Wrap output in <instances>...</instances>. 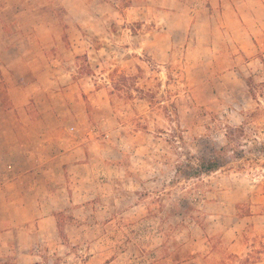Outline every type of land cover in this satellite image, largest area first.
<instances>
[{
    "label": "rangeland",
    "instance_id": "374dc122",
    "mask_svg": "<svg viewBox=\"0 0 264 264\" xmlns=\"http://www.w3.org/2000/svg\"><path fill=\"white\" fill-rule=\"evenodd\" d=\"M66 1L0 0L1 94L43 67L45 94L16 95L85 164L46 199L52 223L7 225L0 260L264 264V9L196 24L152 0ZM222 147L220 169L178 173Z\"/></svg>",
    "mask_w": 264,
    "mask_h": 264
},
{
    "label": "crops",
    "instance_id": "0c3cea01",
    "mask_svg": "<svg viewBox=\"0 0 264 264\" xmlns=\"http://www.w3.org/2000/svg\"><path fill=\"white\" fill-rule=\"evenodd\" d=\"M152 1L154 6L180 10L175 14H181L182 23L198 24L201 18L203 24H237L246 10L264 9V0ZM66 6L69 7L68 0ZM216 8L223 9L221 16L214 15ZM48 35L41 38L52 40L53 37ZM7 67L16 73L14 64ZM2 68L5 66H0V71L4 72ZM29 68V72L38 74L35 82L9 81L8 99L1 94L0 84V233L7 231L8 224H20L22 221L28 223L35 220L39 225L52 223L54 216L47 210L46 199L62 193L67 178L78 182L82 165H85L78 163L76 157L81 145L70 146L74 137L66 134L52 137L48 130L35 125L26 107L33 95H21L23 101L17 97L16 84L25 85L22 86L25 90L23 94L35 86L39 88V95L45 94L47 84L43 79L46 75L41 73L43 67L31 65ZM47 81L58 83L50 77ZM41 111L44 118L50 117L49 111Z\"/></svg>",
    "mask_w": 264,
    "mask_h": 264
},
{
    "label": "trees",
    "instance_id": "16d2710c",
    "mask_svg": "<svg viewBox=\"0 0 264 264\" xmlns=\"http://www.w3.org/2000/svg\"><path fill=\"white\" fill-rule=\"evenodd\" d=\"M143 91V90H141ZM182 138V137H181ZM234 142V140H233ZM232 144V142H231ZM228 149L226 147H222L217 153L216 156L209 159H197L194 155H190L187 157L183 163H181L177 167L178 173L182 174L183 177H200L202 175V171L204 172H212L216 171L223 166L220 159L226 160ZM0 264H17L16 261L11 260H0ZM33 264H45L40 262H35Z\"/></svg>",
    "mask_w": 264,
    "mask_h": 264
}]
</instances>
